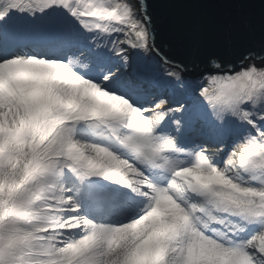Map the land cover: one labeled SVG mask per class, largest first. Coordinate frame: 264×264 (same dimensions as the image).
I'll use <instances>...</instances> for the list:
<instances>
[{"label":"snow or ice","instance_id":"snow-or-ice-1","mask_svg":"<svg viewBox=\"0 0 264 264\" xmlns=\"http://www.w3.org/2000/svg\"><path fill=\"white\" fill-rule=\"evenodd\" d=\"M240 47L175 59L148 0H0V264H264V35Z\"/></svg>","mask_w":264,"mask_h":264},{"label":"water","instance_id":"water-1","mask_svg":"<svg viewBox=\"0 0 264 264\" xmlns=\"http://www.w3.org/2000/svg\"><path fill=\"white\" fill-rule=\"evenodd\" d=\"M148 4L158 44L177 60L194 41L215 47L223 34L231 32L242 45L238 54L243 47L258 49L264 35V0H148Z\"/></svg>","mask_w":264,"mask_h":264},{"label":"clouds","instance_id":"clouds-1","mask_svg":"<svg viewBox=\"0 0 264 264\" xmlns=\"http://www.w3.org/2000/svg\"><path fill=\"white\" fill-rule=\"evenodd\" d=\"M161 67L163 68V65Z\"/></svg>","mask_w":264,"mask_h":264}]
</instances>
